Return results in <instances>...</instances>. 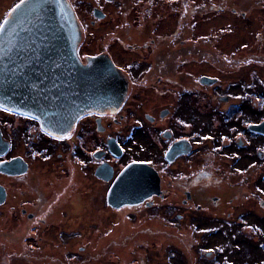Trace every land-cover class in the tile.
Masks as SVG:
<instances>
[{
    "label": "flooded vegetation",
    "instance_id": "af4514ba",
    "mask_svg": "<svg viewBox=\"0 0 264 264\" xmlns=\"http://www.w3.org/2000/svg\"><path fill=\"white\" fill-rule=\"evenodd\" d=\"M22 1L0 0V27ZM67 1L81 61L108 56L126 95L63 134L0 106V264L100 259L125 206L187 230L189 264H264V0ZM134 162L159 192L116 207L108 192ZM79 232L86 246L67 247Z\"/></svg>",
    "mask_w": 264,
    "mask_h": 264
},
{
    "label": "water",
    "instance_id": "95a60500",
    "mask_svg": "<svg viewBox=\"0 0 264 264\" xmlns=\"http://www.w3.org/2000/svg\"><path fill=\"white\" fill-rule=\"evenodd\" d=\"M80 37L67 0H23L0 27V106L33 116L57 134L87 111L116 110L126 95V78L106 55L83 63ZM158 178L149 165L131 163L113 182L109 202H143L159 192Z\"/></svg>",
    "mask_w": 264,
    "mask_h": 264
},
{
    "label": "rangeland",
    "instance_id": "374dc122",
    "mask_svg": "<svg viewBox=\"0 0 264 264\" xmlns=\"http://www.w3.org/2000/svg\"><path fill=\"white\" fill-rule=\"evenodd\" d=\"M92 1L96 2V0ZM89 6V9H91V5ZM73 176L74 178H77L76 173H73ZM65 183L68 184L69 182L64 181L63 183V181H58L57 185L51 187V192H56V190L61 186L63 187ZM69 188L70 185H68L66 190H69ZM105 189V185L102 184L99 186L98 192L101 194ZM141 209L142 208L134 206H125L116 209L120 219L125 221L119 220V222H116L115 219V230L109 235L103 237L102 243L104 242V245L107 244L108 240L112 239L111 247L108 248L104 257L100 256V259L94 258L87 262L83 260H78L80 262L77 260H71V263L69 264H189L190 255L186 254V248H182L183 245H185L183 243L188 242L189 239L187 230L179 233L178 230L175 231L173 227L166 225L163 228V231L160 232L159 228L161 224L156 219L151 218L153 210H143V208V211H140ZM131 213L135 214H133L131 218L127 217L128 215L131 216ZM146 215L149 217V221H144V216ZM124 223H127L126 232L121 238V228ZM3 226H8V224ZM148 227L150 228L148 229ZM81 234L83 237L80 236ZM74 236L78 240L67 242V247H72L77 244V242H83L82 244L84 246L85 243L87 244L89 242L87 241L85 234L82 232L76 233ZM178 250H180L184 256L182 254L176 255ZM94 252L100 253L102 251L100 249H95ZM109 255H111V260L108 258ZM180 258L185 260L186 263L181 262ZM11 264L28 263L13 261Z\"/></svg>",
    "mask_w": 264,
    "mask_h": 264
}]
</instances>
